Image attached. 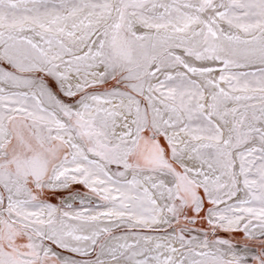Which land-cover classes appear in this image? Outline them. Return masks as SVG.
I'll list each match as a JSON object with an SVG mask.
<instances>
[{"label":"snow or ice","instance_id":"obj_1","mask_svg":"<svg viewBox=\"0 0 264 264\" xmlns=\"http://www.w3.org/2000/svg\"><path fill=\"white\" fill-rule=\"evenodd\" d=\"M0 264H264V0H0Z\"/></svg>","mask_w":264,"mask_h":264}]
</instances>
